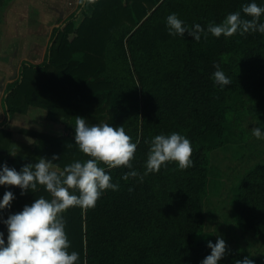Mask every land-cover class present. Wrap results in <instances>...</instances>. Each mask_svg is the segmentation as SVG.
Masks as SVG:
<instances>
[{
  "label": "trees",
  "instance_id": "1",
  "mask_svg": "<svg viewBox=\"0 0 264 264\" xmlns=\"http://www.w3.org/2000/svg\"><path fill=\"white\" fill-rule=\"evenodd\" d=\"M7 0H0V6ZM251 0H95L53 30L44 62H24L19 79L7 86L5 122L0 126V155H8L15 115L31 108L47 112V120L63 125L65 134L51 137L22 131L34 141L31 157L6 162L17 171L39 159L53 161L60 171L74 161L89 159L74 140L77 116L89 125L124 126L137 143L133 168L144 171L149 144L159 134L178 132L191 141L194 167L180 170L175 162L156 174L122 179L127 168L110 171L117 191L108 190L94 208H70L65 214L69 251L80 264H200L210 254L205 233L211 156L241 131L247 117L264 120V35L248 33L200 42L185 34L172 37L166 18L172 13L188 26L221 22ZM264 6V0H255ZM83 19L79 22V17ZM242 16L244 14L242 13ZM246 19L250 17L244 16ZM264 22V16L261 17ZM215 64L232 80L221 89L212 75ZM264 126V125H263ZM104 166V165H101ZM131 189V191H130ZM15 199L0 218L23 210L49 193L39 187L21 195L18 186H0ZM233 217L247 234L264 245V163L256 165L234 189ZM7 237V229L0 223ZM264 256L227 248L220 264H236Z\"/></svg>",
  "mask_w": 264,
  "mask_h": 264
},
{
  "label": "clouds",
  "instance_id": "2",
  "mask_svg": "<svg viewBox=\"0 0 264 264\" xmlns=\"http://www.w3.org/2000/svg\"><path fill=\"white\" fill-rule=\"evenodd\" d=\"M92 3L95 0H80L84 6ZM242 13L250 19L244 18ZM262 16L264 6L251 0L241 11L229 13L221 22H210L206 30L199 23L191 27L186 25L176 13L167 16L166 28L172 37L183 38L187 33L196 42L202 38L207 40L209 34L216 38L223 35L226 39L236 34L264 35ZM214 67L212 79L215 85L224 89L232 84L219 64ZM74 130L75 144L89 157L85 161H74L62 171L55 170L53 164L58 156L51 160L42 157L34 165H25L19 171L9 167L7 162L0 164V186H18L21 195L29 191L35 193L42 186L51 196V199L45 196L35 198L22 211L9 214L6 219L0 218V223L7 229L6 240L5 233L0 231V264H80V254L69 251L71 242L64 214L73 207L94 208L106 191L119 189V183L112 182L111 172L106 169L127 168L129 171L124 173L123 180L133 178L143 183L145 177L159 173L170 162H175L180 170L194 167L191 141L178 132L162 133L145 141L149 150L144 171L140 173L131 162L138 145L126 134L124 126L113 127L108 123L89 125L86 118L77 116ZM252 135L264 141V126L253 127ZM14 199V193L6 191L0 200V211L10 208ZM207 247L211 252L200 264H220L227 254L226 240L218 236L215 243L209 240ZM236 264L255 262L244 257Z\"/></svg>",
  "mask_w": 264,
  "mask_h": 264
},
{
  "label": "rangeland",
  "instance_id": "3",
  "mask_svg": "<svg viewBox=\"0 0 264 264\" xmlns=\"http://www.w3.org/2000/svg\"><path fill=\"white\" fill-rule=\"evenodd\" d=\"M79 3L80 0H7L0 6V24L4 25L1 28L3 34L8 35L6 44L10 54L19 63L22 59L26 60L30 50L29 41L34 38L39 51H42L40 54H43L46 39L53 28L59 27L74 14ZM34 8L36 10L32 11ZM83 17L81 15L78 21ZM44 22L51 24L46 26L42 24ZM21 47L22 56L19 52ZM263 125L264 120L247 117L242 137H239L241 131L237 130L225 147L212 153L209 190L205 200V233L216 239L218 236L224 238L229 249L261 257L264 256V245L237 225L232 213V201L239 181L256 165L264 163V141L252 135L253 127Z\"/></svg>",
  "mask_w": 264,
  "mask_h": 264
},
{
  "label": "crops",
  "instance_id": "4",
  "mask_svg": "<svg viewBox=\"0 0 264 264\" xmlns=\"http://www.w3.org/2000/svg\"><path fill=\"white\" fill-rule=\"evenodd\" d=\"M35 10L36 8H34L32 11ZM39 23L35 22V24H39ZM48 23L44 22L42 24L46 26H50L51 23L50 22ZM3 27L4 25L0 24V126L6 120V114L2 104L7 86L10 83H13L19 79L21 66L24 62H29L34 65H39L44 62L46 51L53 30L55 29L53 28L50 37L46 39V44L44 45L45 51L43 52V54H40V52L42 51H39L38 46L34 40L35 38L34 39L30 38L31 41H29L30 50L28 53V57H26V60L22 59V61L19 63L18 59H15V57H13L8 50L6 40L9 39L7 38L8 35L6 36L2 32L1 28ZM19 52L20 55L22 56L23 55L22 47L20 48ZM15 53L16 51L14 52L13 55H15ZM24 130L45 134L51 137H61L65 134L63 125L52 123L47 120V112L45 110L38 108H31L27 115H15L11 119L9 125L7 126V131L11 132L13 135L11 139L10 153L9 156L0 155V164H3L8 159H11L12 157L18 155H26L27 158L31 157L32 154L30 152V149L33 148L32 146H34V141L28 136L22 134V131ZM55 170L60 171L57 168H55Z\"/></svg>",
  "mask_w": 264,
  "mask_h": 264
}]
</instances>
